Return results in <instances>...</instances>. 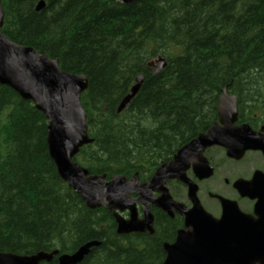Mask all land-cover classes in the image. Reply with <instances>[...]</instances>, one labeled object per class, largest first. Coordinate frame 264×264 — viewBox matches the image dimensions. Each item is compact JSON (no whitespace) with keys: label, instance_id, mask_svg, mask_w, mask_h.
<instances>
[{"label":"trees","instance_id":"16d2710c","mask_svg":"<svg viewBox=\"0 0 264 264\" xmlns=\"http://www.w3.org/2000/svg\"><path fill=\"white\" fill-rule=\"evenodd\" d=\"M40 1L1 0V31L87 76L80 101L91 142L74 160L89 173L149 179L216 119L224 88L241 113L264 118V0H43L37 10ZM159 55L167 63L155 73ZM47 124L34 102L0 84V253H70L99 240L81 264H160V214L154 234H118L110 210L89 208L60 178ZM168 185L184 197V185Z\"/></svg>","mask_w":264,"mask_h":264},{"label":"water","instance_id":"95a60500","mask_svg":"<svg viewBox=\"0 0 264 264\" xmlns=\"http://www.w3.org/2000/svg\"><path fill=\"white\" fill-rule=\"evenodd\" d=\"M132 3L138 0H120ZM44 2L40 1L37 9ZM4 10L0 0V84L12 88L25 100L34 102L47 119V146L60 178L80 196L89 208L104 206L110 210L117 223V233L153 231L150 207H159L184 218V228L179 229L175 241L165 243V259L160 264H264V224L243 214L235 202L215 194L220 199L222 214L213 217L202 206L198 185L186 175L192 170L198 179L213 174L204 150L210 146L225 148L229 157L240 158L247 149H261L264 144L249 125L236 126L237 96L226 89L218 97V119L206 131L181 146L171 160L160 164L147 181L137 174L131 177L118 174L106 179L104 175L91 174L74 160L80 148L91 142L87 133L86 112L80 96L88 86L87 76L71 73L59 67L56 58L38 52L31 46L10 40L2 31ZM167 61L158 57L149 62L154 72L160 71ZM143 80L139 74L128 93L122 98L117 112H121L138 92ZM176 179L187 186L191 206L175 200L166 181ZM255 172L250 181L237 180L234 187L243 196L257 197L255 212L264 208V195L258 196ZM256 183V184H255ZM153 192L160 195L154 196ZM136 194V196H132ZM263 198V199H262ZM137 203L143 207V218L137 214ZM127 210L129 217L121 212ZM99 240L83 243L70 253L39 251L33 254L0 253V264H39L57 257V264H81Z\"/></svg>","mask_w":264,"mask_h":264},{"label":"flooded vegetation","instance_id":"af4514ba","mask_svg":"<svg viewBox=\"0 0 264 264\" xmlns=\"http://www.w3.org/2000/svg\"><path fill=\"white\" fill-rule=\"evenodd\" d=\"M228 94H231V93H228ZM262 116H263V113L259 112V111L253 112L251 114L249 112H247V113L242 112L241 113V111L238 108V96H237V117H236V120L233 122V124L236 126L249 125V127L259 135L260 140H262V144H264V118ZM214 122H219L218 112L216 113V119L211 121L209 126L201 132L206 131ZM220 152L223 153L225 156V158L223 157V159H226L231 164L235 163V164H237V166H235V167L230 166L228 168V171L230 172L229 173L230 179L229 178L223 179L224 190H221L220 192H213L210 190V188L203 187L201 184H202V182L208 180L209 178H211L215 174L217 167L219 166V161L214 158V155H215V153H220ZM204 154L207 156L210 164L213 166V174L210 177L198 179L192 170V166H189V168L185 172H186V175L198 185L197 195H198V198H199L202 206L205 208V210L208 211L215 218H219L221 216L222 206H221L220 199L215 196V194H217V195H220L226 199H229V200L235 202L243 214L249 216L251 219L258 220V221H260V223L262 222L264 224V208L259 209L258 213L255 212V203L257 201V197L250 198L249 196H246V195L243 196L234 187L235 181H237V180L250 181L252 179L254 173L258 172L259 180H258L257 184L255 183L257 194H258V196L264 195V153H263V151L261 149H247L240 158H234V157H229L226 155L225 148H223L221 146L214 145V146L207 147L204 150ZM168 161H170V160H168ZM168 161H166V162H168ZM149 179H147V180H149ZM147 180H144V181H147ZM144 181H142V182H144ZM172 181H177V182L181 183L182 185H184V197L181 198V197L173 196V194L170 190V186L168 185V183L172 182ZM166 186L168 187L170 194L172 195V197L175 200L182 202L187 206H191V202L187 197V186L184 183H182L176 179H171V180L166 181ZM200 190H202V192L207 196V198H209V202H210L209 205L211 208L207 207L202 202V199L199 196ZM153 195L158 196L160 194L157 192H153ZM132 196L135 197L136 194H132ZM150 212L153 216V219H152L153 231L151 232L149 230H145L142 232H130V233L154 234L156 231L155 222L157 221L156 213H159L160 217L162 218V221H163L161 231L163 233L164 239L161 241L160 245H161V248L164 252V258H163V260H164L166 257L164 244L165 243H172L175 241L178 230L184 228V218L176 212H174L173 215H169L167 212H165L163 209H161L159 207L151 206ZM137 214H138L139 219L143 218V215H144L143 207L139 203H137ZM121 215L124 218H128L129 212L127 210H125V211L121 212ZM167 221L171 222L169 230L166 229V225H167L166 222ZM115 222H116V220H115ZM116 232H117V223H116ZM127 234H129V233H127Z\"/></svg>","mask_w":264,"mask_h":264},{"label":"rangeland","instance_id":"374dc122","mask_svg":"<svg viewBox=\"0 0 264 264\" xmlns=\"http://www.w3.org/2000/svg\"><path fill=\"white\" fill-rule=\"evenodd\" d=\"M159 56L154 57L150 62H156V60L158 59ZM223 157L225 158L223 153H215L214 158L216 160L219 161V166L217 167V170L215 172V174L209 178L208 180L202 182V186L206 187V188H210L211 191L213 192H220L221 190H224V182L223 179L224 178H229L230 179V175H229V171L228 168L230 166H237V164L235 163H230L229 161H227L226 159H223ZM199 196L202 199V202L209 208L210 207V202H209V198H207V196L202 192V190L199 191Z\"/></svg>","mask_w":264,"mask_h":264},{"label":"bare ground","instance_id":"6f19581e","mask_svg":"<svg viewBox=\"0 0 264 264\" xmlns=\"http://www.w3.org/2000/svg\"><path fill=\"white\" fill-rule=\"evenodd\" d=\"M41 1H43V0H41ZM44 2V1H43ZM39 4V3H38ZM37 4V5H38ZM45 7V2H44V6L41 8V9H43ZM36 9H37V7H36ZM41 9H37V10H41Z\"/></svg>","mask_w":264,"mask_h":264}]
</instances>
